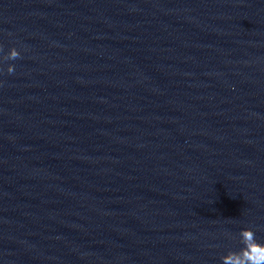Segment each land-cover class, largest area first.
Segmentation results:
<instances>
[{
  "label": "clouds",
  "instance_id": "obj_1",
  "mask_svg": "<svg viewBox=\"0 0 264 264\" xmlns=\"http://www.w3.org/2000/svg\"><path fill=\"white\" fill-rule=\"evenodd\" d=\"M21 53L15 48L9 49L7 60L20 58ZM15 66L8 65L7 73L12 74ZM240 244L238 251H229L221 257L222 264H264V243L257 241L256 234L251 228H243L239 232Z\"/></svg>",
  "mask_w": 264,
  "mask_h": 264
}]
</instances>
